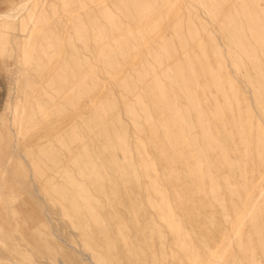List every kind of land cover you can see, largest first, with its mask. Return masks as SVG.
I'll return each mask as SVG.
<instances>
[{"label":"rangeland","instance_id":"1","mask_svg":"<svg viewBox=\"0 0 264 264\" xmlns=\"http://www.w3.org/2000/svg\"><path fill=\"white\" fill-rule=\"evenodd\" d=\"M24 1L0 264H264V0Z\"/></svg>","mask_w":264,"mask_h":264},{"label":"bare ground","instance_id":"2","mask_svg":"<svg viewBox=\"0 0 264 264\" xmlns=\"http://www.w3.org/2000/svg\"><path fill=\"white\" fill-rule=\"evenodd\" d=\"M27 2L28 1H24L20 6H18L17 8H14V9H12L11 11H9V12H6V13H4V14H2V15H0V16H2V17H10L11 15H13V13L15 12V11H17V9H19L21 12H23L22 10L26 7V5H27ZM17 14V13H16ZM19 14H21V13H19ZM18 14V15H19ZM17 16V15H16ZM18 17V16H17ZM194 50H196V49H193V51ZM190 54H191V52H190ZM196 56V55H195ZM197 57V56H196ZM209 60V59H208ZM199 61V60H198ZM194 62V61H193ZM171 66V65H170ZM172 79L174 80V78H173V76H172ZM200 79V78H199ZM219 80V79H218ZM141 92H143V88H142V90H141ZM145 92V91H144ZM147 92V91H146ZM206 93V92H205ZM148 97V96H147ZM149 132V131H148ZM81 141V140H80ZM78 143H79V141H78ZM81 143H79L78 145H80ZM76 146V145H75ZM77 148H78V146H77ZM76 149V148H75ZM148 149V148H147ZM179 149V148H178ZM72 150V149H71ZM71 154H72V152H71ZM192 157V156H191Z\"/></svg>","mask_w":264,"mask_h":264}]
</instances>
